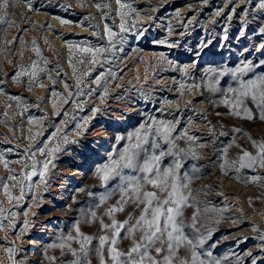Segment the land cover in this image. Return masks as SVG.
<instances>
[{
    "label": "rangeland",
    "instance_id": "obj_1",
    "mask_svg": "<svg viewBox=\"0 0 264 264\" xmlns=\"http://www.w3.org/2000/svg\"><path fill=\"white\" fill-rule=\"evenodd\" d=\"M260 2L9 0L7 15L0 10V264H70L76 257L68 245L80 248L77 227L93 237L89 260L100 264L98 237L112 235L101 221L127 220V229L144 205L129 196L121 205L120 177L102 181L97 173L136 143L137 131L148 133L143 147L149 154L152 142L161 146L156 154L165 151L161 169L181 163V181L188 183L183 192L191 205L183 208L184 232L194 241L203 237L197 249L201 259L207 261L210 252L219 264H264V167L239 172L231 167L227 174L220 167L225 147L231 144V162L242 150L256 153L249 135L264 140V121L251 102L246 104L254 120L231 115L223 103L233 95L228 88L238 87L232 70L252 65L245 80L264 73ZM106 27L114 33L111 42ZM166 75L174 84L159 85ZM161 123L174 125L173 155L156 132ZM97 126L107 131L92 138ZM121 174L141 175L127 168ZM143 190L154 189L145 184ZM101 196L107 199L101 202ZM120 206L123 211L106 214ZM193 213L199 231L189 226ZM141 234L123 238L128 233L121 230L118 250L126 253ZM107 247L105 264H112ZM157 247L159 240L148 254L163 264L168 252L157 254ZM185 260L190 264L191 250L182 245L173 264ZM143 264L152 262L145 257Z\"/></svg>",
    "mask_w": 264,
    "mask_h": 264
},
{
    "label": "snow or ice",
    "instance_id": "obj_2",
    "mask_svg": "<svg viewBox=\"0 0 264 264\" xmlns=\"http://www.w3.org/2000/svg\"><path fill=\"white\" fill-rule=\"evenodd\" d=\"M9 0H0V10H5L4 15H7L6 9L8 7ZM260 7L264 8V0H261ZM3 16H0V23H3ZM61 23L67 24L69 21L61 20ZM121 30L125 31L121 25ZM110 42L111 38L114 36L107 27L105 28ZM85 51H91L92 49H84ZM37 54H39V49H35ZM104 49H96L95 52H101ZM37 64L33 63L31 66V76L35 77ZM252 65L245 63L242 67H237L232 70V76L236 80L238 87H229L228 92L232 93L231 98H225L223 103L225 106L229 107L230 114L240 117L242 119L254 120L257 117L254 116L253 110L249 108L246 101L251 102L259 112V120L264 121V73L255 74L252 78L247 80L243 79V76L252 71ZM43 71V69H40ZM21 74H28L26 71ZM183 87V85H181ZM219 115V114H218ZM174 130V125L171 123L164 124L161 123L159 127L156 128L158 134H162L163 139L166 143L171 145L168 149L167 154L173 155L172 149L175 147L172 140L170 139V133ZM235 132H240L241 129H234ZM136 139L135 144H129L120 155L118 160H112L110 164L104 165L98 170V177L102 181H107L113 175L119 176L122 183L125 185L120 188L122 192L121 205L127 201L124 196L134 197V202L139 206L143 204L144 207L141 211L140 216L136 219L135 224L131 227L125 229V225L129 221H124L123 223H118L113 219L112 223L104 224L101 221L102 228L110 229L112 232L111 236L104 235L98 237L99 247L95 249L96 254L100 257V264H105L103 251L105 246L109 253V258L112 264H143L145 257L152 262V264H160L155 258L148 254V248H150L157 240L160 241L161 247L155 249L156 253L159 254L165 249L168 255L162 257L163 264H173V257L178 251L179 247L182 245L190 246L191 250V262L190 264H219L218 260L211 257V253L206 255L209 257L207 261L201 259L200 253L197 249L203 245L204 239L200 237L197 240L190 239L188 235L184 232L185 222L183 220V208L191 207L188 203L189 196H186L183 189L188 187V183L181 181L179 175V169L181 168V163L176 160L174 164L170 167L161 169L160 163L162 158L166 155L165 151L161 150L159 154H156L155 149L160 148V144L152 142L150 148L153 150L149 154L148 148H144L143 145L148 144L147 140L148 133L141 135L140 131L133 134ZM182 135L186 136L187 133L184 132ZM221 135H226V133H221ZM251 141L252 147L256 149V153L253 154L247 150H242V155H240L236 160L229 162L227 160L228 147L223 149L224 163L220 165L221 169L227 174V169L235 167L237 172L242 168H253L256 165L264 167V140L256 141L252 137L248 136ZM132 140V136L128 137ZM189 140L194 139L193 137H188ZM232 144H235V138L232 140ZM200 147H205V145H200ZM43 154L44 149H40ZM53 153L59 151V148L51 150ZM143 153V155H141ZM195 156L196 154L193 153ZM2 159V157H0ZM238 165V166H237ZM5 167L7 164L5 163ZM45 170H47L48 165H44ZM132 169L140 173L141 175L124 176L122 175V169ZM35 175V172L31 173ZM43 177V173L40 174ZM30 179V176L28 177ZM9 179H16L15 177H9ZM259 179V177H253V180ZM184 180L189 183L191 177L185 175ZM151 185L154 189L153 191H145L144 185ZM7 186L5 185V189ZM163 194V195H161ZM107 199V196H101V202ZM116 211H123V207H115L109 209L106 213L107 215H112ZM198 212V210H197ZM92 217L95 218V212H93ZM87 222V221H86ZM197 225V213H193L191 217L190 227L196 229ZM121 230H125L128 236L123 238H129L135 234L136 231H140L141 237L139 241H133V246L125 253L121 252L117 248V244L121 237ZM199 231L198 229H196ZM77 234L80 236V248L79 252L72 249L68 245L69 250L76 259L70 262V264H91L89 260V245L92 244L93 237L85 236L79 232V228L76 229ZM69 239H74V237H69ZM64 247V245H61ZM10 251V250H9ZM135 254V255H134ZM182 264H189L188 261H182Z\"/></svg>",
    "mask_w": 264,
    "mask_h": 264
},
{
    "label": "bare ground",
    "instance_id": "obj_3",
    "mask_svg": "<svg viewBox=\"0 0 264 264\" xmlns=\"http://www.w3.org/2000/svg\"><path fill=\"white\" fill-rule=\"evenodd\" d=\"M146 23V22H145ZM130 60V59H129ZM129 64V63H128ZM177 62H175V64H173V65H175V66H177ZM129 69V68H128ZM131 73V72H130ZM127 74V73H126ZM166 77H168L169 79H166L165 80V78L164 79H161L160 80V82H158L159 83V85H172V84H174V80L172 79V77L171 76H168V75H166ZM160 87V86H159ZM156 91L158 90V88H154ZM111 96V95H110ZM109 96V97H110ZM113 98V97H112ZM96 101H97V104L98 105H100L101 106V102H102V100H100V99H96ZM111 101V100H110ZM113 103H110L109 105H112ZM136 106H137V104H136ZM101 108V107H100ZM97 113H98V111H97ZM109 117V116H108ZM102 127V126H101ZM101 127L100 126H97L94 130H93V134H92V138L94 137V138H97L98 136H99V134H100V132H105V131H107V129L106 130H100L101 129ZM104 129V128H103ZM107 133V132H106ZM104 136H106V135H104ZM108 142H109V140H108ZM100 150V149H99ZM101 151V150H100ZM74 173H78V174H80L81 173V170L80 169H76V171L74 172ZM79 177V176H78ZM214 178V177H213ZM218 182V181H217ZM237 185V184H236ZM238 186V185H237ZM240 186V185H239ZM228 198V197H227ZM230 198V197H229ZM231 199H233V198H231ZM49 201H51V199H48ZM264 209V208H263ZM263 215V214H262ZM260 213H258L257 214V216H262ZM256 216V215H255ZM258 217V218H259ZM256 219V218H255ZM47 228H51V226H46V230H47ZM242 229V228H241ZM30 242L32 243V245L31 246H35L36 244H37V241L35 240V239H32L31 238V240H30ZM30 257H32V256H30Z\"/></svg>",
    "mask_w": 264,
    "mask_h": 264
}]
</instances>
